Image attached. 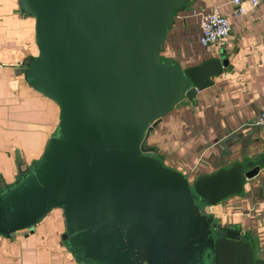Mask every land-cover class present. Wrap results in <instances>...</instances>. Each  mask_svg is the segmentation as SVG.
Masks as SVG:
<instances>
[{
  "label": "water",
  "instance_id": "water-1",
  "mask_svg": "<svg viewBox=\"0 0 264 264\" xmlns=\"http://www.w3.org/2000/svg\"><path fill=\"white\" fill-rule=\"evenodd\" d=\"M193 0H20L39 56L27 83L59 107L41 159L1 183L0 237L62 211L81 264H264L217 206L260 167L235 164L192 184L147 141L164 117L232 70L215 58L164 59L176 14Z\"/></svg>",
  "mask_w": 264,
  "mask_h": 264
},
{
  "label": "crops",
  "instance_id": "crops-1",
  "mask_svg": "<svg viewBox=\"0 0 264 264\" xmlns=\"http://www.w3.org/2000/svg\"><path fill=\"white\" fill-rule=\"evenodd\" d=\"M233 0H193L178 12L165 43L164 59L183 68L228 59L232 70L214 78L166 115L156 128L152 148L166 167L192 184L199 177L235 164L259 166L241 194L222 201L217 212L223 225L240 228L257 258H264V131L252 125L264 112V2L248 13L232 14ZM220 8L230 18L232 32L222 47L201 46V17ZM35 19L21 11L20 0H0V191L12 185L39 160L59 124V107L30 86L25 72L39 56ZM61 210L55 209L15 238L0 237V264H81L65 239Z\"/></svg>",
  "mask_w": 264,
  "mask_h": 264
},
{
  "label": "built area",
  "instance_id": "built-area-1",
  "mask_svg": "<svg viewBox=\"0 0 264 264\" xmlns=\"http://www.w3.org/2000/svg\"><path fill=\"white\" fill-rule=\"evenodd\" d=\"M263 2L264 0H233L232 4L234 9L232 14L235 17H242L248 13L245 4H247L251 10H256ZM200 28L201 34L199 43L202 47L207 49L224 46L229 40L232 32L230 18L224 15L218 7L201 17ZM252 125L264 131V112L254 120Z\"/></svg>",
  "mask_w": 264,
  "mask_h": 264
},
{
  "label": "rangeland",
  "instance_id": "rangeland-1",
  "mask_svg": "<svg viewBox=\"0 0 264 264\" xmlns=\"http://www.w3.org/2000/svg\"><path fill=\"white\" fill-rule=\"evenodd\" d=\"M158 139V133H156V129L153 131L152 135L149 137L148 141H147V145L152 147V146H156L157 145V140ZM41 159V158H40ZM39 159V160H40ZM37 160V162L39 161ZM36 162V163H37ZM35 163V164H36ZM32 168V167H31Z\"/></svg>",
  "mask_w": 264,
  "mask_h": 264
},
{
  "label": "trees",
  "instance_id": "trees-1",
  "mask_svg": "<svg viewBox=\"0 0 264 264\" xmlns=\"http://www.w3.org/2000/svg\"><path fill=\"white\" fill-rule=\"evenodd\" d=\"M33 61V60H32Z\"/></svg>",
  "mask_w": 264,
  "mask_h": 264
}]
</instances>
